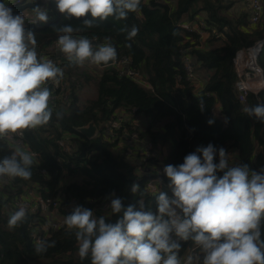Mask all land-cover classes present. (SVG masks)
<instances>
[{
  "label": "trees",
  "instance_id": "obj_1",
  "mask_svg": "<svg viewBox=\"0 0 264 264\" xmlns=\"http://www.w3.org/2000/svg\"><path fill=\"white\" fill-rule=\"evenodd\" d=\"M238 1L141 0L140 10L130 12L127 19L109 17L91 28H84L83 18L66 20L58 11L55 0H21L11 5L14 12L27 18L34 15L32 9L37 5L48 11V23H26V27L36 34L37 51L57 41L58 33L53 25L71 24L74 28L84 29L75 32L74 37L88 38L95 48L111 42L117 58L128 56L131 66L145 77L151 89L120 74L114 66L104 67L99 72H78L80 66L68 67L79 83L78 90L89 85L91 80L95 85L93 98L82 103L78 90L75 94L73 91L65 108L52 109L51 122L75 134L72 138L77 141L75 151L61 154L59 157L63 162H60L56 159L58 149L54 142L58 130L52 131V137L46 135L42 127L25 131L27 144L38 151L39 156L34 159L29 180L16 178L10 181L19 188L33 185L44 197L54 196V188L59 185L61 203L57 214L64 219L79 205L93 209L98 217L105 215L115 222L116 215L112 216L108 208L99 207L109 200V193L114 191L116 196L124 197L125 206L139 207L137 202L143 198L145 209L156 212L155 196L159 191L172 195L163 168L168 164L183 163L184 156L197 146L212 143L227 151L237 149L238 155L229 157V165L247 163L250 169L259 172L264 168V123L247 116L243 109L264 102V96L250 93L244 102L238 100L232 57L239 48L251 46L264 36V1L262 14L255 24L249 22L251 11L245 3L239 12L234 11ZM189 22H195L197 30H203L205 37L201 38L197 30L180 26ZM132 26L139 31L135 38L128 40L127 32L121 29L130 30ZM185 53L194 60L197 75L203 82L202 92L195 91L194 84L184 77L182 56ZM258 62L264 69V44ZM119 107L151 119L140 134L155 146H166L162 164L150 156H145V162L138 157L130 160L117 141L111 142L103 136L88 139L76 132L77 127L90 121L99 124ZM58 111L63 113V119H57L55 113ZM209 119L214 123L210 125ZM14 151L0 140V158ZM154 164H159L163 182L158 185V191L151 194L146 181L156 171ZM43 167L48 174L40 172ZM141 167L145 168V173L139 170ZM134 183L140 186V191L135 194L131 192ZM5 197L11 198L12 194H5ZM0 200L3 201L1 193ZM1 206L2 203L0 264H91L90 258L81 261L74 231H69L65 224L54 227L51 216L36 214L27 215L21 225L9 229L8 218L12 211ZM36 232L41 233V239L55 241V246L37 254L34 249ZM180 243L182 249L192 246L190 241Z\"/></svg>",
  "mask_w": 264,
  "mask_h": 264
},
{
  "label": "clouds",
  "instance_id": "obj_2",
  "mask_svg": "<svg viewBox=\"0 0 264 264\" xmlns=\"http://www.w3.org/2000/svg\"><path fill=\"white\" fill-rule=\"evenodd\" d=\"M66 20L83 18L84 28H91L109 17L127 19L138 12L141 0H55ZM33 16L25 17L5 2H0V140H11L47 126L53 117L49 107L52 92L65 72L51 60L38 57L36 34L26 23L46 24L48 11L33 7ZM57 45L65 54L68 67L106 65L115 62L116 48L106 42L95 48L86 38L74 37L84 29L71 24L53 25ZM132 40L139 29L123 28ZM130 46V45H129ZM203 110V105H201ZM249 117L264 123V102L245 107ZM63 119L62 112L55 113ZM225 124L228 118L224 119ZM211 125L214 120L209 119ZM218 156V162H217ZM34 154L16 150L0 158V183L32 177ZM163 172L172 195L159 191L156 212L145 209L141 198L136 205L124 204V197L109 193L107 205L111 222L93 209L75 206L64 219L74 231L81 261L91 264H264V168L259 172L247 163L229 165V152L212 143L197 146L178 165L168 164ZM139 184L131 186L133 194ZM143 197V193H141ZM27 209L19 207L8 218L9 229L21 225ZM191 242L192 251L182 260L181 243ZM55 241L37 240L34 249L42 254Z\"/></svg>",
  "mask_w": 264,
  "mask_h": 264
},
{
  "label": "built area",
  "instance_id": "obj_3",
  "mask_svg": "<svg viewBox=\"0 0 264 264\" xmlns=\"http://www.w3.org/2000/svg\"><path fill=\"white\" fill-rule=\"evenodd\" d=\"M20 1L21 0H6L5 3L11 6ZM243 1L246 7L251 11L249 22L251 24L257 23L263 11L264 0ZM0 2L3 1L0 0ZM180 26L188 30L198 29V25L195 22L183 23ZM197 32L200 34L201 38L205 37L203 30H197ZM263 44L264 36L251 46L239 48L232 57L235 72L234 87L237 91L238 100L240 102H244L250 93L255 95L262 93L264 96V69L258 62V57L261 53ZM37 53L39 58L51 60L54 64L64 70L65 75L60 84L58 86L49 84L48 86L52 92L49 107L52 109L58 107L65 108L71 100V93L73 91L74 94L77 93L79 88V83L75 76L69 72V68L67 66L68 61L65 54L60 51L56 41H53L49 46L41 48L37 51ZM182 62L184 64L185 79L194 84L195 91L202 92L204 90L203 82L199 75H197L196 66L192 56L188 53L183 54ZM107 66H114L120 74L130 77L143 87L151 89V86L146 81L145 77L137 69L131 66V60L126 55H122L116 58L115 62H111L103 66H96L86 62L83 66H80L77 71L81 72L83 70H94L95 72H99L102 68ZM72 85H74V87H72ZM204 93L207 92L205 91ZM139 119L142 120L141 123H138ZM150 121L151 119L148 116L132 114L131 111L119 107L115 109L111 117H108L107 119L102 120L99 124H96L97 132L94 137L103 136L111 142L117 141V145L124 148L125 153L130 160L133 157H138L140 161L145 162V156H150L155 157V159H157V163L159 161V164H162V158L167 153L166 146L160 144L155 146L150 139H146L142 136V134H140V132L143 131L145 124H149ZM42 128L45 130V134L49 137L54 135L52 131L58 130L59 132V134L54 138V142L58 149V152L56 153L57 160L63 162V159H60L59 157L61 154H70L75 151L74 146L77 141L75 142L72 140L75 136L73 132L62 129L58 124L52 123L51 120L47 126ZM77 128L75 129L76 132H78ZM2 141L6 142V144L15 151H30L34 154V159H37L39 156V152L30 148L27 144L25 133L22 136L14 135L11 140ZM227 152H229V157L238 155L237 149H232ZM159 164L155 165L156 171L154 172V175L146 181L147 189L151 194L156 193L158 191V185L163 182L162 176L160 175L161 170ZM144 169L145 168L141 167L139 170L142 171V173H145ZM40 172L43 175L48 174L47 169L44 167L40 168ZM26 187L29 188L25 190ZM54 192V196L44 197L43 194L37 190V187H33V185H24L19 188L10 180H5L0 183V193L3 199V201L0 200V203H2L1 208H10L13 213L18 210L19 207H25L27 209L28 216L48 214L49 217H52L51 225L54 227H60L64 224V218L57 214V208L61 203V188L59 185L54 188ZM5 194H12V197L6 198ZM109 203L110 199L101 203L99 207L106 210ZM34 237L37 242V240L41 239V233L36 232ZM186 255L182 258V260L186 257Z\"/></svg>",
  "mask_w": 264,
  "mask_h": 264
},
{
  "label": "rangeland",
  "instance_id": "obj_4",
  "mask_svg": "<svg viewBox=\"0 0 264 264\" xmlns=\"http://www.w3.org/2000/svg\"><path fill=\"white\" fill-rule=\"evenodd\" d=\"M94 92H95V85H94V80H91V82L89 83V85L83 87L82 89L79 90L78 92V96L80 99V102H85V100L89 99V98H93L94 97ZM142 120L139 119L138 123H141ZM96 124V123H95ZM183 242V241H180ZM192 251V246L190 247H186L184 249L181 248L180 251V257L181 259L186 255L189 254Z\"/></svg>",
  "mask_w": 264,
  "mask_h": 264
},
{
  "label": "water",
  "instance_id": "obj_5",
  "mask_svg": "<svg viewBox=\"0 0 264 264\" xmlns=\"http://www.w3.org/2000/svg\"><path fill=\"white\" fill-rule=\"evenodd\" d=\"M77 131L83 136H85L86 138L92 139L96 135L97 125L93 121H90L86 125L78 127Z\"/></svg>",
  "mask_w": 264,
  "mask_h": 264
},
{
  "label": "crops",
  "instance_id": "obj_6",
  "mask_svg": "<svg viewBox=\"0 0 264 264\" xmlns=\"http://www.w3.org/2000/svg\"><path fill=\"white\" fill-rule=\"evenodd\" d=\"M244 2L242 0H239L238 3H237V6L235 7L234 11L235 12H239V10L243 9L244 8Z\"/></svg>",
  "mask_w": 264,
  "mask_h": 264
}]
</instances>
